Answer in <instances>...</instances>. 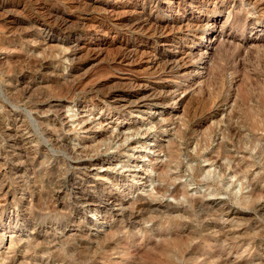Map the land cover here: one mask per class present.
I'll list each match as a JSON object with an SVG mask.
<instances>
[{"label":"rangeland","instance_id":"rangeland-1","mask_svg":"<svg viewBox=\"0 0 264 264\" xmlns=\"http://www.w3.org/2000/svg\"><path fill=\"white\" fill-rule=\"evenodd\" d=\"M0 264H264V0H0Z\"/></svg>","mask_w":264,"mask_h":264},{"label":"bare ground","instance_id":"bare-ground-1","mask_svg":"<svg viewBox=\"0 0 264 264\" xmlns=\"http://www.w3.org/2000/svg\"><path fill=\"white\" fill-rule=\"evenodd\" d=\"M152 1V0H151ZM190 3H191V5H197V6H199V8H200V10L201 9H204L205 10V7L207 8L210 4H212V3H214L215 5H216V3H217V1L218 0H188ZM139 2V1H138ZM149 2V1H148ZM136 4V3H135ZM258 4V3H257ZM151 5H152V3H151ZM214 6V5H213ZM169 7V6H168ZM153 8V7H152ZM258 8V7H257ZM142 9H143V7H142ZM207 10V9H206ZM260 11H261V9H259ZM142 11V10H141ZM207 12V11H206ZM258 12V11H257ZM142 13V12H141ZM141 13H140V15H141ZM145 13V12H144ZM259 13V12H258ZM139 14V13H138ZM261 14V13H260ZM258 15V14H257ZM263 15V14H262ZM141 17H143V16H141ZM145 17V16H144ZM258 17V16H257ZM139 18V17H138ZM200 18V16H198L197 17V19H199ZM196 19V20H197ZM146 20V19H145ZM178 20V19H177ZM191 20V19H190ZM258 20H259V18H258ZM155 21V20H154ZM189 21V20H188ZM253 21V20H252ZM134 22H135V20H134ZM140 22V21H139ZM149 22V21H148ZM151 22V21H150ZM153 22V21H152ZM151 22V23H152ZM165 22V21H164ZM179 22V21H178ZM167 24H165V25H159L160 27H161V29H170L171 27H173V26H175L176 25V22L175 21H172V22H166ZM182 23V22H181ZM180 23V24H181ZM185 23V22H184ZM192 23V22H191ZM198 23V22H197ZM134 24V23H133ZM145 24V23H144ZM193 24V23H192ZM152 25V24H151ZM154 25V24H153ZM138 26V25H137ZM140 27V26H139ZM141 27H143V26H141ZM145 28V27H144ZM156 28V27H155ZM160 29V28H159ZM173 29H175V28H173ZM172 29V30H173ZM148 30V29H147ZM171 29H170V33H171V31H172ZM178 30H180V29H178ZM166 31V30H165ZM173 31H175L174 33H173V35H175V34H177L176 33V29L175 30H173ZM169 32H168V34H169ZM184 32V31H183ZM187 35V34H186ZM242 44V43H241ZM174 54V53H173ZM128 55V54H127ZM129 56V55H128ZM131 56V55H130ZM126 57V56H125ZM181 57V56H180ZM184 59V58H183ZM155 61V60H154ZM181 62L183 61V60H180ZM153 62V61H152ZM170 62H171V64H174V65H176L177 67H178V64H179V56H177V55H172L171 56V58H170ZM183 63V62H182ZM181 63V64H182ZM186 63V62H185ZM165 64V63H164ZM167 64V63H166ZM180 65V64H179ZM182 66V65H181ZM169 67H170V65H169ZM168 69V68H167ZM170 69H172V68H170ZM143 202V201H142ZM153 204V203H152ZM139 205H141V204H139ZM145 206V205H144Z\"/></svg>","mask_w":264,"mask_h":264}]
</instances>
